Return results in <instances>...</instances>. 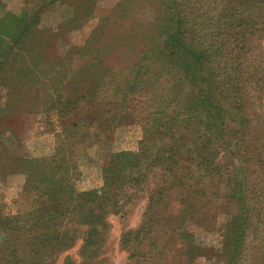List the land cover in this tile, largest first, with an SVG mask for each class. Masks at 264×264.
<instances>
[{"label":"trees","instance_id":"trees-1","mask_svg":"<svg viewBox=\"0 0 264 264\" xmlns=\"http://www.w3.org/2000/svg\"><path fill=\"white\" fill-rule=\"evenodd\" d=\"M156 1L153 34L141 42L91 0L83 13L99 23L81 55L72 54L88 58L78 66L66 58L37 65L56 75L48 78L54 93L41 100L43 110L71 123L60 126L48 156L0 157V176H25L21 207L5 213L0 204V264H50L77 243L78 262L66 257L65 264H103L108 216L142 197V220L121 239L131 248L129 264H191L202 253L188 224L211 228L219 200L230 217L223 264L239 262L249 227L264 228L263 161L251 149L246 113L251 97L261 100L264 93L247 89L264 88L261 61L255 64L264 52V0H222L206 25L202 0ZM12 20L0 72L38 14ZM109 25L116 26L111 31ZM123 64L129 68L124 78ZM102 104L115 111L103 120ZM85 105L96 108L90 116L101 131L112 129L119 114L132 113L142 133L136 149L110 152L100 186L78 190L82 146L76 139L88 121L75 114Z\"/></svg>","mask_w":264,"mask_h":264},{"label":"rangeland","instance_id":"rangeland-1","mask_svg":"<svg viewBox=\"0 0 264 264\" xmlns=\"http://www.w3.org/2000/svg\"><path fill=\"white\" fill-rule=\"evenodd\" d=\"M90 1L0 0V51L11 46V36L8 32L13 24L12 16L38 14V20L23 43L14 46L8 63L0 72V157L48 156L53 153L57 131L71 123L70 117H65L60 124L52 111L47 113L43 110L44 104L41 100L48 99L54 93L50 91L52 82L48 78H53L55 71L51 69L40 71L41 65H37L40 62L53 63L66 58L69 63L72 60L73 66H78L82 63V58H88V56L78 58L75 55H81L83 50L79 48L86 44L99 23L98 16L88 17L83 13ZM120 2L121 4L125 2L123 11L119 7ZM95 4L100 8L101 15L109 13L108 15L116 21L119 29L125 28L127 35L131 37L136 35V39L142 42L148 40L153 34L151 31L156 21V12L160 8L156 0H95ZM222 5V0H202L199 3L203 14L205 13L203 15L206 17V19L203 17L205 25L207 21L216 19ZM71 17L74 18V22H68ZM115 26L109 25L108 28L112 31ZM73 53L75 55H72ZM258 59L255 64L261 61L258 68L264 73V52ZM121 67L124 78L129 68L126 64ZM250 83L254 81L250 80ZM253 85L248 86V91H264V88L258 90ZM36 92L42 98L39 96L37 102H30L28 99ZM32 100L35 99L32 98ZM102 105L100 111L102 110L105 114L108 106ZM3 107L5 108L2 109ZM95 109L85 105L75 114L77 119L88 121L87 128L82 129L84 132L79 139H76L78 145L82 146L78 160L79 176L76 180L78 190L100 186L102 184L101 167L107 162L110 152L134 150L141 138V124L130 117L132 113L119 114L118 120H115L116 124H112V129L106 127L101 131L98 124L94 122V118L90 116ZM114 113L113 110L108 111V114H103L102 120ZM246 113L250 119L251 149L261 153L264 168V93L261 100H257L255 96L251 97L246 106ZM74 141L75 138H73ZM24 178L23 173L0 176V204L5 213H14L21 207L18 194ZM218 202L219 209L211 228L206 229L191 222L188 224L199 246V253H202L191 264H223L220 259L223 253V236L229 226L230 217L228 213L223 212L224 203L221 200ZM145 205L146 197H142L127 204L122 213L108 216L109 233L104 252L99 256V259H103V264L130 263V245L121 239L124 233L139 226ZM243 243L241 258L236 264H264V228L259 226L257 230H254L249 227L245 232ZM77 249L78 243L60 253L50 264H65L66 257H70L74 263L78 262ZM145 251L143 250L144 253Z\"/></svg>","mask_w":264,"mask_h":264}]
</instances>
